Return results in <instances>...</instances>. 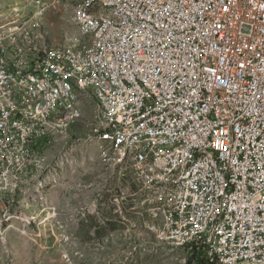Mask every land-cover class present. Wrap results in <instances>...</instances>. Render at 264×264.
I'll list each match as a JSON object with an SVG mask.
<instances>
[{"label": "built area", "instance_id": "obj_1", "mask_svg": "<svg viewBox=\"0 0 264 264\" xmlns=\"http://www.w3.org/2000/svg\"><path fill=\"white\" fill-rule=\"evenodd\" d=\"M184 1L188 2L187 20H180L179 11L163 0H122V9H114L134 16L136 28L123 32L118 42H111L112 31L121 28V24L109 21V37L105 41L108 58L114 64L115 55L123 54L125 79L135 78L141 102L151 101V108L145 118L130 117L109 126V133L126 129V141H131L139 138L140 130L177 125L173 141L147 142V147L132 153H123L122 147V156L132 159L130 168L139 191L147 188V177H154L156 184V177H161L162 172H169L170 178L174 171L168 170V160L174 153L159 154L158 145H174V142L195 145L188 167L196 171L191 192H183L180 182L175 185L180 191L176 210H168L165 200L154 197L155 204L172 211L173 231L187 232L184 244L190 247L194 264V248L199 240H193L189 224L195 222V211H200L208 190L200 164L221 170L217 215L225 200H233V208L210 257L217 264H264V169L256 165V156L264 157V0ZM47 2L31 0L30 13L13 8L9 19L4 20L0 15V25L13 23L14 26L22 18H30L34 10H42L44 18ZM89 11L97 16L96 10ZM150 21H159V28H150ZM179 26H188V33L178 34ZM143 31H150V38H143ZM124 35H132L131 44H124ZM166 38H174V45H166ZM184 40H193L199 46L205 78L196 88L184 90V97L178 103H162V95L181 87L180 73H187L186 82L194 74L189 72ZM4 50L5 46L0 45V120L21 119L25 124L22 117H16V109L46 110L65 119L71 117V99L68 97V105L57 104L55 90L45 87V77L57 80L65 72L81 69L79 62L47 57L46 48L44 51L12 49V56L23 51L22 65L13 66L18 67L17 76L34 84V91L24 93L10 86L7 74H2ZM143 83H151V90H143ZM135 109L138 107L132 108ZM35 124L46 127L47 134L48 124L42 121ZM251 124H258V133H250ZM251 138H263V149L258 155H244V145H250ZM2 141L16 143V136L13 133L12 139L2 138L0 130ZM37 150L33 144V153ZM179 151L175 149V153ZM143 161H151V168H143ZM183 202H190V214H183Z\"/></svg>", "mask_w": 264, "mask_h": 264}, {"label": "rangeland", "instance_id": "obj_2", "mask_svg": "<svg viewBox=\"0 0 264 264\" xmlns=\"http://www.w3.org/2000/svg\"><path fill=\"white\" fill-rule=\"evenodd\" d=\"M30 1L0 0L2 19L13 8L30 13ZM79 1L48 0L44 18L34 10L14 26L0 25V33L37 22L51 47L74 44L68 40L81 38L74 17ZM79 104V120L48 131L32 161L0 170V264L192 262L164 238L166 208L153 200H164L160 192L139 191L130 166L118 164L115 149L94 133V99Z\"/></svg>", "mask_w": 264, "mask_h": 264}, {"label": "bare ground", "instance_id": "obj_3", "mask_svg": "<svg viewBox=\"0 0 264 264\" xmlns=\"http://www.w3.org/2000/svg\"><path fill=\"white\" fill-rule=\"evenodd\" d=\"M163 1H168L171 8L179 11L180 20H187L188 2ZM89 9L96 10L97 16H93ZM114 9H122V0H99V5L98 0H80L75 7L74 17L81 38L76 39L74 44L62 47H51L47 43L46 36L40 34L41 30L36 28L37 22L32 26L23 21L7 32L0 33V45L5 46L2 74H7V82L10 86L21 89L24 93L34 91V84L25 77L17 76L18 67L13 66L22 65L23 51H16L12 56V49L44 51L46 48L47 57L65 58L68 62H79L81 65V69L65 72L57 80L45 77V87L55 90L57 104L68 105V97L71 99V117L65 119L55 112H46V110L16 109V117H22L25 124L21 123V119L0 120L2 138L12 139L13 133L16 136V143L0 142L1 171L5 167L25 166L39 155V150L33 153V144L36 148L40 147L46 135V127H37L35 123L42 121V124H48V131L73 125L81 116L80 100L86 96L92 97L97 107L94 121L99 127L94 128V133L115 149V161L118 164L132 166L130 156H122V147L123 153H132L147 147V142L173 141V132H177V125H169L166 129L153 127L140 130L139 138L131 141H126V129H116L109 133V126H113L118 121H126L130 117L145 118L151 108V101L141 102V94H137L135 78L125 79L123 54L115 55L114 64L108 58L105 41L109 37V21L121 24V28L112 31L111 42H118L123 32H130L136 28L134 16L116 12ZM150 28H159V21H150ZM187 33L188 26L178 27V34ZM143 38H150V31H143ZM131 42L132 35H124V44ZM166 45H174V38H166ZM184 49L190 60L189 72H194L192 79L186 82L187 73H180L179 82H183L181 87H176V92L162 95V103H178L180 97H184V90L196 88L197 83L205 78L203 56L200 54L199 46L195 45L193 40H184ZM143 90H151V83H143ZM137 107L138 109L132 110ZM250 133H258V124H251ZM117 142L118 144H114ZM175 149L180 150L179 153H175ZM261 149H263V138H251L250 145H244V155H258ZM158 153H174L168 160V170L174 171L170 178L169 172H162L161 177H156V184L154 177H147L145 189L158 190L168 210H176L180 203V191L175 185L181 182L183 192H191V184L196 182V171L188 170L195 153V145L186 142L158 145ZM256 165L264 169L263 156H256ZM143 168H151V161H143ZM200 171L204 176L205 188L208 190L200 211H195V222L189 224V231L193 232V240H199L198 247L194 248V264L197 260L213 259L210 257L211 251L227 227L233 208V200H225L217 215L219 195L222 191V171L213 170L208 164H200ZM183 214H190V202H183ZM171 219L172 211L166 210L164 238L182 247L190 255V247L184 244L187 241V232L173 231Z\"/></svg>", "mask_w": 264, "mask_h": 264}, {"label": "trees", "instance_id": "obj_4", "mask_svg": "<svg viewBox=\"0 0 264 264\" xmlns=\"http://www.w3.org/2000/svg\"><path fill=\"white\" fill-rule=\"evenodd\" d=\"M191 261H188L187 264H191ZM196 264H217L213 259L207 260H197Z\"/></svg>", "mask_w": 264, "mask_h": 264}]
</instances>
